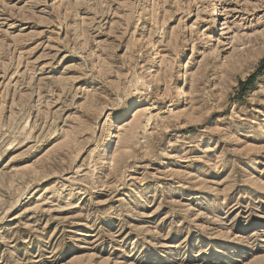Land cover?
I'll use <instances>...</instances> for the list:
<instances>
[{
	"label": "rangeland",
	"instance_id": "obj_1",
	"mask_svg": "<svg viewBox=\"0 0 264 264\" xmlns=\"http://www.w3.org/2000/svg\"><path fill=\"white\" fill-rule=\"evenodd\" d=\"M262 123L264 0H0V264H264Z\"/></svg>",
	"mask_w": 264,
	"mask_h": 264
},
{
	"label": "bare ground",
	"instance_id": "obj_2",
	"mask_svg": "<svg viewBox=\"0 0 264 264\" xmlns=\"http://www.w3.org/2000/svg\"><path fill=\"white\" fill-rule=\"evenodd\" d=\"M222 18H223V14L221 13V11L219 10V9H217L216 11H215V14H213L212 16H211V20H210V22H211V25L213 24V25H215L216 24V22H219L220 23V29H218L217 31L218 32H225L226 30H227V26H226V23H224V22H222L223 20H222ZM207 35V34H206ZM155 51V50H154ZM179 96H178V98L180 99V98H182L183 97V89H180L179 91ZM144 103H147V99H145L144 97L143 98H138V99H134L133 101H131L130 102V104H129V106H128V108H126V110L123 112V114H122V116H121V118H119L118 120H117V122H122V121H124V120H126V119H131V118H134V117H136V115H137V110H138V107L141 105V104H144ZM145 111H143L142 112V114L144 113ZM173 112V111H172ZM171 113V112H170ZM141 114V113H140ZM142 114H141V117H142ZM145 114V113H144ZM139 115V114H138ZM139 118H140V116H138ZM261 120H263V119H261ZM130 121V120H129ZM138 122H139V120H138V118L136 119V122H134L133 123V127L130 129L129 127V130H128V132H127V136H126V141H125V137L124 138H122V139H124L123 141H125L126 143H128V142H132V139H133V135H134V128L135 127H137L138 126ZM113 125V124H112ZM127 128V129H128ZM126 129V130H127ZM258 129L259 130H261L262 132L264 131V124L262 123V124H260L259 126H258ZM111 130L112 129H110L109 130V134H108V140H107V142H106V145L104 146V150L102 151V153H103V156H102V160H101V162L103 163V165H104V168L106 169H111L110 171H112V174H113V172H114V174H117L116 172H118V171H120L121 170V163H123L122 161L124 160V157H125V155H124V152H122V151H126V150H121V152L119 151V152H116V153H113L112 155H111V153H112V147H113V138H117L116 136H114L113 134H112V132H111ZM227 132H229V131H227ZM117 133H118V131H117ZM118 135H119V133H118ZM117 135V136H118ZM119 138V137H118ZM124 142V143H125ZM238 142H240V141H238ZM123 144V143H122ZM132 144H133V142H132ZM243 144H245V147H247L248 148V144L246 143V142H243ZM128 145V144H127ZM120 146H122V145H120ZM124 146V145H123ZM125 146H126V144H125ZM249 147H251V146H249ZM122 149V148H121ZM117 150H119V148L117 149ZM107 153H109L108 155H107ZM125 161V160H124ZM176 173H177V175H179V178H182V177H184V174H182V172H180L179 170L178 171H176ZM175 173V174H176ZM109 175H111V174H109ZM251 182H253V181H251ZM202 198V200H207V197H201ZM188 211H190V212H193V210L192 209H188ZM195 215V214H194ZM131 217V216H130ZM221 223H219V225H220ZM207 230V229H206ZM213 231V230H212ZM215 231H217V230H215ZM219 236V239H222L224 236H226L225 235V232L223 233V232H220V233H218V235H217V237ZM227 239H229V238H227ZM228 241V240H227ZM243 241H244V239H243ZM245 242V241H244ZM229 244H235V246H233V247H231V248H228V251L230 252V254H234L235 253V251H236V249L238 248V247H240V244H242V239H238V238H234V239H232V240H229V242H228ZM243 245V244H242ZM245 246V245H244ZM220 248H222V249H227L226 247H224V246H220ZM216 252V251H215ZM221 253V252H220ZM258 261L256 260V263L255 264H260V263H257Z\"/></svg>",
	"mask_w": 264,
	"mask_h": 264
}]
</instances>
